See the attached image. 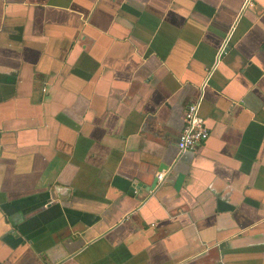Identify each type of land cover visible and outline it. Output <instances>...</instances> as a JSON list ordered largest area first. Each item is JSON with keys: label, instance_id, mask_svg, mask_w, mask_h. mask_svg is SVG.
<instances>
[{"label": "crops", "instance_id": "obj_1", "mask_svg": "<svg viewBox=\"0 0 264 264\" xmlns=\"http://www.w3.org/2000/svg\"><path fill=\"white\" fill-rule=\"evenodd\" d=\"M0 264H264V0H0Z\"/></svg>", "mask_w": 264, "mask_h": 264}, {"label": "built area", "instance_id": "obj_2", "mask_svg": "<svg viewBox=\"0 0 264 264\" xmlns=\"http://www.w3.org/2000/svg\"><path fill=\"white\" fill-rule=\"evenodd\" d=\"M252 0H245V6L251 5ZM230 36L226 38L218 50L217 60H219L224 54H226ZM210 73V70L208 71ZM209 79V78H208ZM202 99L189 104L185 111L184 116V127L178 140V151L179 155L184 154L188 151H192L195 147L206 141L210 136V129L206 124L204 117L201 114ZM166 176V171L158 173V180L163 181Z\"/></svg>", "mask_w": 264, "mask_h": 264}, {"label": "water", "instance_id": "obj_3", "mask_svg": "<svg viewBox=\"0 0 264 264\" xmlns=\"http://www.w3.org/2000/svg\"><path fill=\"white\" fill-rule=\"evenodd\" d=\"M157 184H158V178L156 177L155 178V180H154V182L152 183V185H150L149 187H147V190H154L155 189V187L157 186ZM133 190H137L136 188H133Z\"/></svg>", "mask_w": 264, "mask_h": 264}]
</instances>
